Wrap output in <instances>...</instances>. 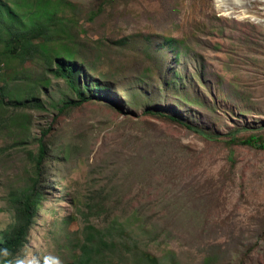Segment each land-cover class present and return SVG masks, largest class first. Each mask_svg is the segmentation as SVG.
Returning <instances> with one entry per match:
<instances>
[{"label": "rangeland", "instance_id": "1", "mask_svg": "<svg viewBox=\"0 0 264 264\" xmlns=\"http://www.w3.org/2000/svg\"><path fill=\"white\" fill-rule=\"evenodd\" d=\"M53 1L52 47L78 44L79 85L108 86L59 112L67 79L0 43V241L47 129L42 200L11 262L66 264L98 229L116 243L105 264H264V149L144 113L264 137V0Z\"/></svg>", "mask_w": 264, "mask_h": 264}, {"label": "trees", "instance_id": "2", "mask_svg": "<svg viewBox=\"0 0 264 264\" xmlns=\"http://www.w3.org/2000/svg\"><path fill=\"white\" fill-rule=\"evenodd\" d=\"M53 2V0H0V43L3 45V51L19 56L21 61L32 58L34 55H43L49 67L54 65L51 68L54 75L67 79L72 89L75 90L76 99L63 100L61 106L57 108L61 112L64 108L89 100L104 99V96L99 95L98 91L105 89L108 85L101 84L99 79L93 80L91 85L87 82L79 85L82 56L78 44H76L77 49L70 46L60 51L54 50L52 47L53 34L63 24V19L56 17L53 6L55 3ZM163 87H165L164 84ZM182 99L185 102H193L186 95L182 96ZM36 102L38 103L37 100ZM115 107L120 110L119 106ZM144 113L161 115L175 120L207 140H222L230 145H248L264 149V137L261 134H250L245 137L237 135L245 127L222 133L209 131L179 118L174 113L159 109L146 107ZM46 132L47 129L39 137L38 151L34 157L35 172L30 178V182L26 186L13 189L8 193V207L13 211V222L0 241V249L7 248L10 252L8 261H12L15 253L25 244L38 205L42 200L40 181L43 178L41 176L42 165L47 154V148L43 142ZM90 228L94 229L92 226ZM94 237L97 239L96 241ZM109 242L115 247L116 243L102 235L101 230L89 231L80 245L79 254L66 264H105L108 261V256H111L105 249ZM146 259L153 262L152 258ZM0 264H6V262L0 259Z\"/></svg>", "mask_w": 264, "mask_h": 264}, {"label": "clouds", "instance_id": "3", "mask_svg": "<svg viewBox=\"0 0 264 264\" xmlns=\"http://www.w3.org/2000/svg\"><path fill=\"white\" fill-rule=\"evenodd\" d=\"M10 256V252L7 248L0 249V259H3L6 264H13V262L8 261L7 258ZM14 264H38V261L33 258H18L14 261ZM46 264H60V261L57 258L48 256L46 259Z\"/></svg>", "mask_w": 264, "mask_h": 264}, {"label": "bare ground", "instance_id": "4", "mask_svg": "<svg viewBox=\"0 0 264 264\" xmlns=\"http://www.w3.org/2000/svg\"><path fill=\"white\" fill-rule=\"evenodd\" d=\"M244 6V5H243Z\"/></svg>", "mask_w": 264, "mask_h": 264}]
</instances>
